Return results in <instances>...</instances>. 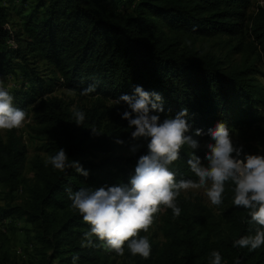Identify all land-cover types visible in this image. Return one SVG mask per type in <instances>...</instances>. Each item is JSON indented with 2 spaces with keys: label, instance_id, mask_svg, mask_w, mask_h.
I'll return each instance as SVG.
<instances>
[{
  "label": "trees",
  "instance_id": "16d2710c",
  "mask_svg": "<svg viewBox=\"0 0 264 264\" xmlns=\"http://www.w3.org/2000/svg\"><path fill=\"white\" fill-rule=\"evenodd\" d=\"M251 0H0V77L20 74L22 105L37 102L34 118L42 151L54 156L63 148L67 163L74 167L54 168L48 158L33 160L34 183L26 192L24 206L0 205V221L18 213L35 226L41 244L33 259L17 261L0 254V264H117L115 250L92 236L91 226L72 208L67 189L95 190L102 186L128 184L141 155L148 153L147 139H134L128 120L121 114L127 105L116 101L133 95L140 85L158 93L162 100L160 122L187 109L184 117L189 134L199 141L197 149L185 145L180 158L170 165L176 179H198L187 160L194 153L204 160V140L218 122L229 131L253 128L264 152V85L254 78L257 61L264 65V5L248 12ZM125 9L118 10L117 6ZM116 7V8H115ZM18 20L13 19V15ZM245 32L260 46L254 57L223 66L220 58L195 46L198 38L227 36V43L249 51ZM233 48V47H232ZM25 85L28 87L24 91ZM57 86L92 98L86 106L69 112L63 98L44 96ZM92 87L87 94L85 89ZM154 99V98H153ZM75 111L85 115L75 122ZM201 129L202 135L195 136ZM118 141H122L119 143ZM141 141L132 156L112 154ZM97 154H106L91 160ZM39 156V155H37ZM25 161V148L18 138L0 137V183L19 189L18 179ZM234 184H225L217 213L183 196L176 198L181 209L174 216L163 205L154 214L164 238L152 242L150 258L133 256L124 245L130 264H210V253L218 251L221 264H264V245L250 251L233 247L234 240L255 235L259 225L248 210L233 205ZM147 232L140 231L139 236ZM114 256V257H113ZM76 258L73 260V258Z\"/></svg>",
  "mask_w": 264,
  "mask_h": 264
},
{
  "label": "clouds",
  "instance_id": "9594fccd",
  "mask_svg": "<svg viewBox=\"0 0 264 264\" xmlns=\"http://www.w3.org/2000/svg\"><path fill=\"white\" fill-rule=\"evenodd\" d=\"M92 90L90 86L82 94ZM13 99L9 91L0 87V130L18 129L26 120V112L15 107ZM161 100L158 93H150L137 85L133 95L122 94L116 101L118 105L121 102L127 105L120 114L122 119L128 120L129 127H135L131 136L148 141V153L139 157L128 184L102 186L95 190L82 188L74 193L71 188L67 189L72 208L78 210L91 226L90 232L85 234L88 244H92L91 237L94 235L108 250L123 255L124 245L127 244L133 256L139 255L147 260L151 255V244L146 236H139V232L148 231L161 205L172 209L174 216H179L181 209L176 204V198L180 193L189 189H204L211 204L219 206L225 184L231 182L235 186L233 205L248 210L251 221L260 226L255 235L234 240L233 247L254 251L264 245V155L244 152L243 145L238 147L233 142L229 127L224 122H218L215 128L208 130L211 142L206 145L204 160L207 164L194 153L187 160L198 182L191 179L177 181L175 172L169 166L180 158V151L185 145L197 149L199 141L189 134L190 125L184 118L188 114L187 109L162 122L159 115L151 114L164 110L158 103ZM74 116L77 124H83L85 115L82 111H75ZM202 134L201 129L195 130V136ZM67 160L66 151L60 148L56 155L47 159L46 164L50 163L61 171L74 167L77 172L88 175L78 162L69 164ZM221 260L218 251L210 253V264H221Z\"/></svg>",
  "mask_w": 264,
  "mask_h": 264
},
{
  "label": "rangeland",
  "instance_id": "374dc122",
  "mask_svg": "<svg viewBox=\"0 0 264 264\" xmlns=\"http://www.w3.org/2000/svg\"><path fill=\"white\" fill-rule=\"evenodd\" d=\"M261 3L264 5V0H251L248 12L252 13L257 10V6L261 7ZM117 9L122 11L125 7L118 5ZM12 15L14 20H18V16L14 13ZM244 37L245 42L255 46V48L251 51H249L250 47L247 48V51H243L238 48L234 49L236 44L227 43V36L198 38L195 41V46L199 48V50L202 49L205 52H210L220 58L223 66H227V63L238 64L246 57L251 59L254 57V52L260 50V46L253 36L245 32ZM255 68L260 71L255 72L253 75L254 78H256L260 84L264 85V65L261 61H257ZM22 84L20 74L16 75L9 73L0 77V87L9 91L14 98V106L24 110L27 114L22 127L11 131L0 130V137H2L3 141H6L9 136H13L18 138L25 148V161L18 179L19 189L11 190V187L6 185V183H0V205H6L9 203L12 206H24L27 201H29L26 188L29 184L31 185L34 183L33 160L37 157L43 159L48 158L41 148L43 141L38 139V135L34 130L39 127L34 118V107L37 105V102L25 106L21 104V98L19 99L20 94L18 91L22 88ZM27 90L28 87L25 85L24 91ZM44 96L63 98L67 103H69V112H72V110L78 106L86 107L92 102L91 97H80V95L76 92L69 91L60 86H57L54 91L45 94ZM263 112L264 110H262V113ZM230 133L236 146L239 147L240 145H243L244 152L264 155L263 146L259 137L255 135L253 128L241 127ZM208 142H211V140H204L200 146H206ZM139 145H141V141H138L136 144L127 148L117 149L113 151L112 154L132 156L137 152ZM133 148L136 150L133 151ZM103 156H106V154H97L94 157H91V160H99ZM193 181L198 182V179H194ZM182 194L193 201H198L199 203L206 205L214 213H217L220 208V205L215 206L211 204L204 194V189H189L187 191H182ZM146 237L150 238L152 242H161L164 240L158 225L154 224H152L148 229ZM40 247L41 244L35 240V226L34 224L28 222L25 216H21L16 213L0 221V254L6 253L10 256V258L17 261H26L33 259L34 256L37 255V249ZM115 259L117 264H130L128 260L121 255L115 257Z\"/></svg>",
  "mask_w": 264,
  "mask_h": 264
},
{
  "label": "built area",
  "instance_id": "2783aa9c",
  "mask_svg": "<svg viewBox=\"0 0 264 264\" xmlns=\"http://www.w3.org/2000/svg\"><path fill=\"white\" fill-rule=\"evenodd\" d=\"M260 5H261V6H263V4H262V3H261Z\"/></svg>",
  "mask_w": 264,
  "mask_h": 264
}]
</instances>
